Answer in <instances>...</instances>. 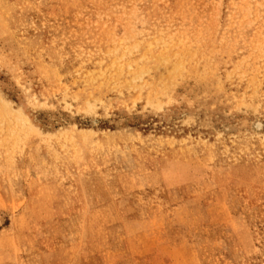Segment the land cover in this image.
I'll list each match as a JSON object with an SVG mask.
<instances>
[{
    "label": "rangeland",
    "instance_id": "374dc122",
    "mask_svg": "<svg viewBox=\"0 0 264 264\" xmlns=\"http://www.w3.org/2000/svg\"><path fill=\"white\" fill-rule=\"evenodd\" d=\"M0 264H264V0H0Z\"/></svg>",
    "mask_w": 264,
    "mask_h": 264
}]
</instances>
